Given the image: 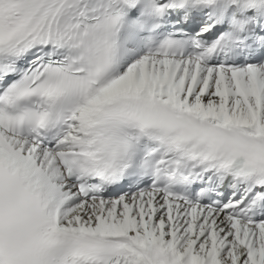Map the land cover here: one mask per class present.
<instances>
[{
  "label": "snow or ice",
  "instance_id": "6c2138e0",
  "mask_svg": "<svg viewBox=\"0 0 264 264\" xmlns=\"http://www.w3.org/2000/svg\"><path fill=\"white\" fill-rule=\"evenodd\" d=\"M0 264H264V0H0Z\"/></svg>",
  "mask_w": 264,
  "mask_h": 264
}]
</instances>
